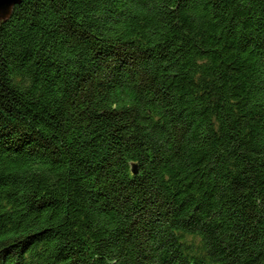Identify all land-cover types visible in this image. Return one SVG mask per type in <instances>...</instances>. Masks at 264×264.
<instances>
[{"label": "trees", "instance_id": "16d2710c", "mask_svg": "<svg viewBox=\"0 0 264 264\" xmlns=\"http://www.w3.org/2000/svg\"><path fill=\"white\" fill-rule=\"evenodd\" d=\"M0 264H264V0L16 4Z\"/></svg>", "mask_w": 264, "mask_h": 264}, {"label": "water", "instance_id": "95a60500", "mask_svg": "<svg viewBox=\"0 0 264 264\" xmlns=\"http://www.w3.org/2000/svg\"><path fill=\"white\" fill-rule=\"evenodd\" d=\"M21 1L22 0H0V21L7 20L11 16L14 6L21 3Z\"/></svg>", "mask_w": 264, "mask_h": 264}]
</instances>
